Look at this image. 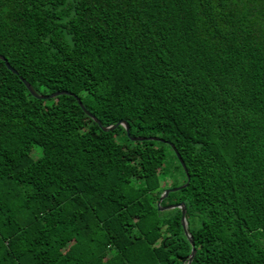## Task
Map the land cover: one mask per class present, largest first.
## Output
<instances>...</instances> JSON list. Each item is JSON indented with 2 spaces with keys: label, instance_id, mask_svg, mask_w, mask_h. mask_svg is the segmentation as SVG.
I'll list each match as a JSON object with an SVG mask.
<instances>
[{
  "label": "trees",
  "instance_id": "1",
  "mask_svg": "<svg viewBox=\"0 0 264 264\" xmlns=\"http://www.w3.org/2000/svg\"><path fill=\"white\" fill-rule=\"evenodd\" d=\"M0 55V264H186L179 203L264 264V0H0Z\"/></svg>",
  "mask_w": 264,
  "mask_h": 264
},
{
  "label": "water",
  "instance_id": "2",
  "mask_svg": "<svg viewBox=\"0 0 264 264\" xmlns=\"http://www.w3.org/2000/svg\"><path fill=\"white\" fill-rule=\"evenodd\" d=\"M0 60H2L4 62V65L6 66V68L11 71L13 74H17V72L15 70H13L10 65L8 64L7 60L0 55ZM20 80L22 81V83L24 84V86L26 87L27 91L29 92V94L35 98V99H39V100H48V99H52L54 97H57V96H60V95H72L68 92H64V91H57V92H53V93H50L48 95H39L37 94L33 88L31 87V85L29 83H27L25 80H23L21 77H19ZM74 98L76 99L78 105L80 106V108L86 112V114L100 127V129L104 132H107V131H112L113 129H115L116 127L118 126H122L125 130V133L127 135V137L130 139V141H144V140H154V141H163L162 139L158 138V137H131L129 135V131H128V125L125 121H119L113 125H110V126H106V127H103L101 126L99 120H97V118L93 117L91 114H89L83 107V105L81 104L80 100L74 96ZM170 147L172 148V150L174 151L175 153V156L178 160V162L180 163L182 169L184 170L185 174H186V182L181 185V186H178V187H173V188H168V189H165L162 194L160 195L159 197V200H158V203L157 205L159 206V202L169 193V192H175L176 190H179L183 187H185L188 183V180H189V176L186 172V169H185V166H184V163L179 155V153L175 150V148L173 147V145L170 144ZM175 208H179L181 210V216H180V223H181V226H182V229H183V232L184 234L186 235V237L189 239V242H190V245H191V251H190V254L187 258V262L186 264H190L194 254H195V248H194V245H193V241L191 240L188 232H187V229H186V226H187V223H186V220H185V207L183 205V203H179V204H172V205H169V206H166V207H161L159 208L160 210H170V209H175Z\"/></svg>",
  "mask_w": 264,
  "mask_h": 264
},
{
  "label": "rangeland",
  "instance_id": "3",
  "mask_svg": "<svg viewBox=\"0 0 264 264\" xmlns=\"http://www.w3.org/2000/svg\"><path fill=\"white\" fill-rule=\"evenodd\" d=\"M166 166H167V164H166ZM168 171H169L170 174H173L175 172L174 166L173 165L170 166V168H168Z\"/></svg>",
  "mask_w": 264,
  "mask_h": 264
}]
</instances>
